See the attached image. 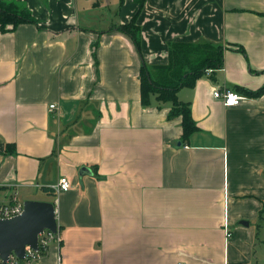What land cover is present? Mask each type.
Returning a JSON list of instances; mask_svg holds the SVG:
<instances>
[{"label": "crops", "instance_id": "crops-1", "mask_svg": "<svg viewBox=\"0 0 264 264\" xmlns=\"http://www.w3.org/2000/svg\"><path fill=\"white\" fill-rule=\"evenodd\" d=\"M2 1L39 24L0 29V202L54 204L61 237L34 263L264 264V0ZM133 19L140 50L113 30ZM178 44L223 66L180 83ZM143 67L189 106L186 140Z\"/></svg>", "mask_w": 264, "mask_h": 264}, {"label": "trees", "instance_id": "trees-1", "mask_svg": "<svg viewBox=\"0 0 264 264\" xmlns=\"http://www.w3.org/2000/svg\"><path fill=\"white\" fill-rule=\"evenodd\" d=\"M24 23H31L39 25L36 18L31 14V11L24 5L14 1H2L0 0V29L4 33L15 31L17 27ZM113 30L120 31L123 34H127L132 38L138 50L141 49V27L137 25L136 19H133L130 23L125 25H118ZM172 60L170 67L165 69H173L174 79H180L185 75L184 71L186 67L190 68V71L186 72V80L196 79L200 73L206 72L209 69L221 68L223 66V53L222 47H216L209 44L199 45H186L178 44L173 47ZM148 69L143 67L142 77V97L147 103V97L150 94H156L160 92L159 98L171 101L174 103V112L183 116L184 133L183 140H186L191 134L198 130L195 122L192 118V112L188 105L182 104L175 96L176 87L164 89L163 85L157 84L156 80L153 79L152 75H148ZM192 76V78H188ZM176 79V80H177ZM183 78L180 83L183 82ZM175 81V80H174ZM264 92V88L260 90ZM260 92V93H261ZM254 95V94H253ZM258 95V94H255Z\"/></svg>", "mask_w": 264, "mask_h": 264}, {"label": "water", "instance_id": "water-1", "mask_svg": "<svg viewBox=\"0 0 264 264\" xmlns=\"http://www.w3.org/2000/svg\"><path fill=\"white\" fill-rule=\"evenodd\" d=\"M24 204L22 215L11 220L0 219V255L4 263L14 252L20 259H24L26 247L39 251V237L45 230L57 233L59 226L54 204L43 201H27Z\"/></svg>", "mask_w": 264, "mask_h": 264}, {"label": "built area", "instance_id": "built-area-1", "mask_svg": "<svg viewBox=\"0 0 264 264\" xmlns=\"http://www.w3.org/2000/svg\"><path fill=\"white\" fill-rule=\"evenodd\" d=\"M214 97L221 99L226 107L230 106H239L244 100V96H241L239 93L235 91H227V90H216L214 93ZM56 106H52L54 110ZM71 183L67 177H63L59 184L56 186V194L61 192H68L71 190ZM25 210V205L18 202L17 198L14 197L9 202H0V219L1 220H11L14 217L20 216L23 214ZM231 237V235H228ZM61 237L59 233H53L51 231L45 230L43 235L39 237V251L29 247H26V256L24 259H20L16 253L10 255L8 261L6 263L3 262L0 255V264H35L41 255V252L47 251L51 243L60 242Z\"/></svg>", "mask_w": 264, "mask_h": 264}, {"label": "rangeland", "instance_id": "rangeland-1", "mask_svg": "<svg viewBox=\"0 0 264 264\" xmlns=\"http://www.w3.org/2000/svg\"><path fill=\"white\" fill-rule=\"evenodd\" d=\"M39 202H41V201H39Z\"/></svg>", "mask_w": 264, "mask_h": 264}]
</instances>
